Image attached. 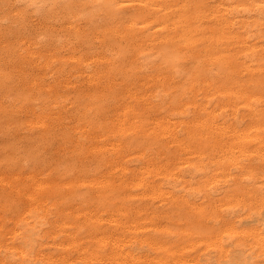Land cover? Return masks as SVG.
Returning a JSON list of instances; mask_svg holds the SVG:
<instances>
[{
  "label": "bare ground",
  "instance_id": "1",
  "mask_svg": "<svg viewBox=\"0 0 264 264\" xmlns=\"http://www.w3.org/2000/svg\"><path fill=\"white\" fill-rule=\"evenodd\" d=\"M262 191L264 0H0V264H264Z\"/></svg>",
  "mask_w": 264,
  "mask_h": 264
},
{
  "label": "rangeland",
  "instance_id": "2",
  "mask_svg": "<svg viewBox=\"0 0 264 264\" xmlns=\"http://www.w3.org/2000/svg\"><path fill=\"white\" fill-rule=\"evenodd\" d=\"M198 185H200V184H198ZM198 187H200V186H198ZM261 193L264 194V191H262ZM261 193H260V195H262Z\"/></svg>",
  "mask_w": 264,
  "mask_h": 264
}]
</instances>
